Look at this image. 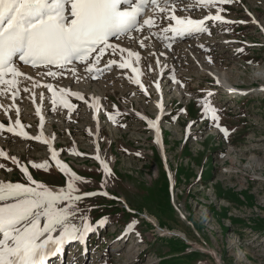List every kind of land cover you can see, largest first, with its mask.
<instances>
[{"label": "rangeland", "instance_id": "obj_1", "mask_svg": "<svg viewBox=\"0 0 264 264\" xmlns=\"http://www.w3.org/2000/svg\"><path fill=\"white\" fill-rule=\"evenodd\" d=\"M185 5L195 11H186ZM167 6L177 11L150 8L141 20V24L154 21L151 34L148 26H138L124 36L126 42L123 37L112 42L139 53L138 62L131 59L140 67L137 72L146 87L134 82L140 79L137 72L135 77L127 74L131 83L127 85L126 68L118 69L120 60L128 58L127 51L114 57L111 49L99 63L115 58L111 71H119L124 80L115 71L100 81L92 79L105 76L98 72H92V78L66 73L51 80L47 70L26 69L40 88H33L32 80L18 79L13 100L21 102V109L13 103V90L0 84L3 124L14 127L19 118L34 137L43 127L54 140V150L76 173L65 176L46 145L8 133L5 127L0 131V150L18 163L0 157V182L35 187L21 171L26 168L28 175L51 190L67 192L71 178L78 190L73 196L108 193L84 196L74 203L73 220L79 225L82 215L90 222H103L105 228L96 242L99 250L109 252L88 260L71 251L69 264H264V0H230L203 9L198 0H176ZM219 8L230 23L206 22L210 34L176 37L163 32L169 15L202 19ZM171 26L176 27L175 21ZM145 37L149 38L141 46ZM131 59L126 61L132 63ZM224 70L228 82L235 85L231 92L220 83ZM47 81L52 82V91L44 87ZM67 81L73 88H83L86 99L64 94ZM37 88L45 91L46 100L43 113L36 116L32 105L38 108L33 99ZM160 91L166 115L161 122L162 146L148 123L154 121ZM205 99L218 110V123L227 135L216 127L211 113L203 111ZM63 100L72 108L64 107ZM93 104L99 106L100 129L92 120ZM45 161L44 169L33 166Z\"/></svg>", "mask_w": 264, "mask_h": 264}, {"label": "snow or ice", "instance_id": "obj_2", "mask_svg": "<svg viewBox=\"0 0 264 264\" xmlns=\"http://www.w3.org/2000/svg\"><path fill=\"white\" fill-rule=\"evenodd\" d=\"M161 2L162 0H0V84L10 87L13 90V98L15 97L17 78L23 75L13 62L17 54L24 64H31L33 67L42 66L47 69L45 75L48 77L57 74L51 70L52 66H57L62 74L64 68L77 60L86 61L85 71L92 72L93 62L89 60L90 54L95 51L103 54L108 48L113 55L127 51L128 57H134L138 62L140 59L138 52L120 48L118 44L111 45L109 40L134 29L139 30L145 25L148 26L147 31L151 34L154 21L147 19L141 24L138 19L149 3L159 8L160 13L177 11L175 7L168 8L167 0H164L165 6L160 7ZM228 2L230 0H198L201 9ZM175 3L176 0H172V4L175 5ZM121 4H126L128 7L121 10ZM185 10L195 11V8L185 5ZM222 11L223 9L219 8L215 14L205 16L203 19H182L176 15H169L167 16L169 26L165 27L163 32L167 34L171 31L177 36L193 33L210 34V28L206 22L230 23L220 14ZM171 21H175L176 27L171 26ZM148 38L145 37L140 41L141 46L145 45ZM95 63H99L98 58ZM115 63L114 60L109 61L108 66ZM129 66L127 61L119 64L120 68ZM72 71L75 75L74 68ZM96 71L100 69L97 68ZM7 74H10L12 79L4 80ZM26 79L32 80V77H26ZM172 79L175 80L174 72ZM134 82L140 84L139 79ZM33 83L34 87H40L38 82L33 81ZM217 83H219L218 80ZM44 87L48 90L53 89L52 84H45ZM25 91L29 90L25 89ZM4 94L7 95L6 92ZM53 95L55 96V92ZM72 95L84 99L79 92ZM207 95L211 97L213 93L209 92ZM40 99L43 100V95ZM62 102L64 107L72 108L67 100ZM55 103L56 101L53 100V104ZM202 107L205 114L211 113V119L216 127L227 135L228 130L218 123V110L209 103L208 99H205ZM36 112L37 115L40 114L39 107ZM41 120L43 122V117ZM148 123L156 129L158 134V121L150 120ZM15 124L21 125L19 118L16 119ZM4 130L5 125L0 123V131ZM6 131L25 139L41 140V136L31 137L27 132H17L12 126H8ZM43 143L50 142L45 139ZM50 151L55 160L56 151L51 149ZM0 157L11 159L13 164L18 163L16 157H8L3 150H0ZM96 159H99V156ZM57 164L59 165V161ZM101 164L105 174H109L107 165L103 164V161ZM33 166L44 169L47 167V161ZM66 167V165L63 166L61 171H64ZM21 171L31 184L36 185L35 187L23 183L0 182V233L3 236L0 239V264H47V257L59 252L65 242L82 239L84 233L94 230L90 220L82 215L79 225L74 222L73 204L80 202L84 196L100 194L107 196L108 193L106 191L88 192L83 196H73L72 192L78 190L74 187L71 178L67 182V192L64 189L57 191L36 182L28 175L26 168H22ZM72 175L76 177V173ZM61 204L65 206L61 207ZM99 223L97 221V224ZM133 227L134 224L131 223L127 226L129 230ZM57 231H59L58 236L54 235Z\"/></svg>", "mask_w": 264, "mask_h": 264}, {"label": "bare ground", "instance_id": "obj_3", "mask_svg": "<svg viewBox=\"0 0 264 264\" xmlns=\"http://www.w3.org/2000/svg\"><path fill=\"white\" fill-rule=\"evenodd\" d=\"M170 1V0H169ZM217 11H215V12H211L209 15H213V14H215ZM220 14L222 15V16H224V14L223 13H221L220 12ZM146 16V15H145ZM205 16H207V15H205ZM225 17V16H224ZM179 18H182V17H180L179 16ZM189 18H193V19H196V18H194V17H192V16H189ZM182 19H184V18H182ZM203 19V18H202ZM133 32L131 31V32H129L128 34H132ZM197 34V33H196ZM191 35H193V34H191ZM124 36H126V35H124ZM124 36H122L124 39V41L126 42L127 40H126V38L124 37ZM186 36H188V35H186ZM121 37V38H122ZM128 37V36H127ZM131 37V36H130ZM176 37H179V36H177L176 35ZM181 37H184V36H181ZM122 40V39H121ZM114 41V39H112V40H109V43L110 44H112V42ZM122 43V42H121ZM113 45V44H112ZM109 49L110 48H108V49H106L105 50V52L103 53V54H101V53H99L98 51H97V53L93 56V58H89V60L90 61H92L93 63H92V72H98L100 75H105V76H100L101 78L100 79H97V78H92V72H87V71H85V66H86V64H87V62L86 61H78V62H75V63H72V64H70L69 66H67L66 68H64L63 70H62V74H61V70H59L58 68H56V69H54V68H51V70L52 71H55L57 74L56 75H62V76H60V77H64L65 75H66V73L67 74H69V75H73V68L75 69V73H80V74H82L83 76H85L86 78H87V76H89L90 78H92L93 80H102V77L103 78H106V77H108V76H106L108 73H112V71H115L116 72V70L115 69H113L112 71H111V69L113 68V66L116 64H112L111 66H108V63L106 64V62L104 63H95V61L97 60V58L99 59V62H100V58H102V57H104L106 54H108L109 52ZM130 51H132V50H130ZM114 56V55H113ZM112 56V57H113ZM110 56H108V58H109ZM114 57H116V56H114ZM115 58H111L110 60H114ZM131 58H126L125 60H120V61H122V62H124V61H126V60H130ZM106 60V59H105ZM104 59H103V61H105ZM131 61H132V59H131ZM107 62H109V61H107ZM129 64H130V66L128 67V68H126V71L124 72L125 73V75H126V81L128 82L127 83V85L128 84H131V83H129V81H130V78H128V76H127V74H131V73H134V76H132V77H135L136 76V72L137 71H133V69H138V71L139 72H141V69H140V67L139 68H137L134 64H133V61H132V63H130L129 61H127ZM14 65L17 67V69L19 70V72H21L23 75L22 76H20V77H18L17 79H21V78H24L25 80H29V79H26V77H31V75H29V76H27L28 75V73H27V75L25 74V71H26V69H27V72L28 71H31L32 72V70H33V68H31V67H29V66H27V65H24L23 63H21V62H19V61H14ZM119 67V66H118ZM117 67V68H118ZM97 68H99L100 69V71H96V69ZM118 69H121L120 67L118 68ZM128 69V70H127ZM35 70V72H36V70H47V69H45V68H39V69H34ZM222 70V69H221ZM110 71V72H109ZM225 71V70H224ZM30 72V73H31ZM34 72V73H35ZM117 74L116 75H118V76H120L123 80H124V78L122 77V75L119 73V71H117L116 72ZM227 72L225 71V72H221V74L219 75V79H220V83L221 82H223V84H225L224 86H228L227 88L229 89V91L228 92H231L232 91V89H234L235 88V85H232L231 83H229L228 81L229 80H227V74H226ZM32 74V73H31ZM36 74V73H35ZM114 74V73H113ZM137 74H139L138 72H137ZM212 74V73H211ZM216 74V73H215ZM33 75V74H32ZM7 76H11L10 74H7V75H5V77L4 78H6ZM34 76L35 75H33L32 76V78L34 79ZM112 76V75H111ZM139 77L141 76L140 74L138 75ZM215 76V75H214ZM77 77H79V78H81V76H77ZM115 77V76H114ZM113 77V78H114ZM216 77V76H215ZM12 78V77H11ZM66 78H67V76H66ZM69 78L71 79V78H73V76H69ZM8 79V78H7ZM6 79V80H7ZM10 79V78H9ZM53 79V77L51 78V80ZM25 80H24V82H25ZM22 81V80H21ZM33 81V80H32ZM106 81V80H105ZM139 81H140V84H142L144 87H146V84L144 83V81H143V79H142V77H140V79H139ZM31 82V81H30ZM48 82V81H47ZM68 82V81H67ZM119 82V81H118ZM117 82V83H118ZM102 83H104V81L102 82ZM120 83V82H119ZM20 84V83H19ZM32 84V83H31ZM48 84H49V82H48ZM51 84H52V82H51ZM107 84H108V82H107ZM135 84V83H134ZM18 85V84H17ZM28 85H30V84H28ZM53 85V84H52ZM65 86H64V91L66 92V93H64V94H69L70 96H74L77 100H80L78 97H76L75 95H72V93H75V92H79L83 97H84V99H86V97H85V91L83 90V88H81V87H78V86H76V87H72L73 85L72 84H70V82H68L67 84H64ZM142 85H140L141 87H142ZM62 87V86H61ZM2 88V87H1ZM33 88H35L34 86H33ZM38 88H40V87H38ZM38 88H37V90H38ZM120 88V87H119ZM8 89H10V88H8ZM24 89V88H23ZM122 89V88H121ZM53 90V89H52ZM52 90H49V91H52ZM231 90V91H230ZM5 91V90H4ZM7 91V90H6ZM11 91H12V89H11ZM39 91H40V93H39ZM17 92V91H16ZM37 93L35 94L34 92V94H33V99L35 98V104H36V106L37 107H39L40 108V114H42L43 113V108H44V105H43V103H45V95H46V93H45V91L43 90L42 92H41V89L40 90H38V91H36ZM103 93V92H102ZM163 92L162 91H160V94H162ZM41 95H43V100H41V99H39V101L41 100V103L40 102H38L37 101V98L38 97H40ZM99 95V94H98ZM1 98V97H0ZM7 98V97H6ZM163 98H164V95L162 94V99L161 100H159L158 102H156V111H157V118H158V120H159V118L161 117V119H160V121L163 119H165V117H166V115L164 114V103H163ZM9 99V98H8ZM14 98L12 97V100H13ZM11 100V99H10ZM32 100V99H31ZM33 102V101H32ZM13 103H14V105H16V107H20V109H21V106H20V103L17 101V100H13ZM2 104V103H1ZM32 104V103H31ZM93 105H95V107L94 106H90L91 108H92V110H93V113L91 114V116H92V120L94 121V123H95V125L96 126H98L99 127V129H100V127H101V121L99 120L100 119V117H99V114H98V109H99V106H97L96 104H93ZM33 106V109H34V111H35V114H36V116H37V113H36V110H37V108L34 106V105H32ZM20 109H19V112H20ZM4 114L5 115H9L10 114V111H8L6 108H4ZM20 114V113H19ZM39 114V115H40ZM19 116V115H18ZM38 118V117H37ZM40 120V119H39ZM43 121H44V118H43ZM2 122H4L3 121V119H0V123H2ZM15 124V123H14ZM21 124L23 125V126H17V125H15L14 126V128H16V130L17 131H24V132H27L28 133V131H27V129H26V127H25V125L23 124V122H21ZM41 125H43V124H41V120H40V126ZM25 129V130H24ZM156 130V129H155ZM30 134V133H29ZM42 134V135H41ZM38 136H41V140H40V142L43 144V140L44 139H48V140H50V142H51V144L49 145V148H48V153H49V156H51V151H50V149L51 150H54L53 149V139L52 138H50V137H48V135L46 134V132L43 130V127H40V129H39V132H38ZM156 138H157V142L160 144V146H162L163 144H164V139H163V137H162V132H161V134H160V131H159V133L157 134V132H156ZM22 139V138H21ZM35 142V141H34ZM37 143V142H36ZM56 151V150H55ZM56 153H57V158L54 160L55 161V165L61 170V168L63 167V166H67L66 168H65V170L64 171H61L65 176L66 175H69V176H73L72 174L73 173H75L65 162H64V160L62 159V157L60 156L61 154L58 152V151H56ZM51 158H52V156H51ZM52 160H53V158H52ZM53 161V162H54ZM57 161H59V165L57 164ZM173 178H171V184H172V186H175L173 183ZM92 224V226H93V229H95V226H94V223H91ZM161 232L163 233V234H165V233H167L168 231H166V230H163V229H161ZM161 233V234H162ZM171 233V232H170ZM169 233V234H170ZM134 246V248L133 249H135L136 248V245H133ZM137 250H139V249H137ZM136 250V251H137ZM142 250H144V249H142ZM146 250V249H145ZM136 251H134V253H136ZM140 251V250H139ZM132 255L133 254H131L130 256L132 257Z\"/></svg>", "mask_w": 264, "mask_h": 264}]
</instances>
